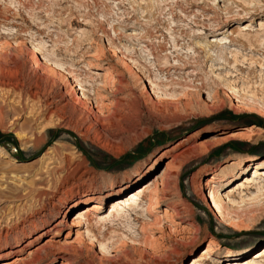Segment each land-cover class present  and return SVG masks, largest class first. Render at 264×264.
Instances as JSON below:
<instances>
[{
  "label": "rangeland",
  "instance_id": "obj_1",
  "mask_svg": "<svg viewBox=\"0 0 264 264\" xmlns=\"http://www.w3.org/2000/svg\"><path fill=\"white\" fill-rule=\"evenodd\" d=\"M263 23L264 0H0L2 51L24 64L41 42L55 50L54 59L83 81L103 118L91 126L70 108L53 116L25 92L7 94L11 105L0 120V234L9 230L14 244L20 222L28 229L31 222L42 228V221L49 226L61 220L58 231L21 245L19 264H188L209 240L220 249L207 264L254 260L264 246V195L237 198L238 207L219 214L201 190L232 162L246 163L245 173L227 170L225 176L235 177L218 186L227 192L251 173L253 161L264 158V104L249 97L264 98ZM217 24L224 34L217 35ZM223 37L228 44L236 41L228 49L213 46L209 54L201 47ZM107 39L134 48L130 70L120 56L98 57L96 48ZM93 40L99 44L91 47ZM230 52L242 60L243 70L232 72ZM113 66L111 82L104 69ZM192 69L197 75H188ZM62 70L49 91L55 105L71 100V82L62 80ZM233 84L243 85L247 97ZM94 88L100 89L99 100ZM144 184L133 204L132 195ZM83 186L96 192H89L88 203H82L87 196L76 195ZM95 203L98 211L91 208ZM164 209L178 223L163 216L154 223ZM76 213L80 217L73 218ZM162 231L167 237L159 239ZM67 234L71 245L32 252L46 240L62 243ZM226 248L242 254L224 257Z\"/></svg>",
  "mask_w": 264,
  "mask_h": 264
},
{
  "label": "bare ground",
  "instance_id": "obj_2",
  "mask_svg": "<svg viewBox=\"0 0 264 264\" xmlns=\"http://www.w3.org/2000/svg\"><path fill=\"white\" fill-rule=\"evenodd\" d=\"M247 14H248V11H247ZM238 15H241V13H239ZM242 16H243V14H242ZM249 17H251V16H249ZM263 25H264V23H263ZM248 26H249V24L245 22V27H248ZM245 27L243 28L244 30H245ZM113 30L116 33V35L119 34L117 31L118 29L115 30V28H113ZM220 30H222V28H221V26H218V24H217L216 30H215L217 32V35L224 34V32H221ZM226 31L232 33L228 29ZM241 36H243V35L241 34ZM225 38L226 37H223L220 40L216 39V40L209 41L205 46H203V44H202L201 47L203 48V50H206L207 53L209 54L210 50L213 48V46L221 47L223 49L224 48L228 49V47H226V46H231L232 42L236 41V39L233 38L230 40V42L228 44V41H224ZM97 43L98 42L93 40L90 42V45L92 47ZM213 43H215V44H213ZM2 46H0V120L1 121H3L4 116L7 113L6 106L11 105L8 101V95L7 94H9L10 92L13 93L14 91H17V90L22 91L23 93L25 92V94L29 98H31L32 100L41 101L42 104H44V107L46 108L45 111L49 115L61 116V112L70 108L71 111L73 112V114H75L78 118L82 119L85 124L87 123L89 125H91V124L94 125L93 123H99V122H101V120H103V118L101 116L102 115L101 110L99 108L93 109V105L90 102L91 100L89 98V94L85 93V91H84L85 88L83 87L84 85L82 84L83 81H80L77 77H75L69 71L65 70L63 68V65H62L61 61L59 60L58 56L56 57V59H54L55 58L54 56L57 55L55 50H50L49 47H47L44 43L41 42L38 46L32 47L28 60L23 64L21 62L14 61V58H13L14 55H12V53L3 52L2 48H1ZM6 47L14 48V46H11L10 44H7ZM18 47H20V46H18ZM97 47H100V45ZM175 47H177V46L175 45ZM133 50H134V48H131L130 46H128L126 44H121L120 42H117L114 39H109V40L107 39V41L105 42V45L102 48H96V51L98 52V57H99V54L105 53V52L109 53L111 58H115V57L120 56L119 57V63L121 62L128 70H130L129 63L132 62V60H133V55H131ZM229 54H232L233 63L235 66L234 70L232 68V70H233L232 72L235 71L237 73L239 70H243V69H241V67H238L241 65V64H238L239 61H242V60H239L237 58V54H233V52H230ZM105 60L107 61L108 59H105ZM81 61L84 62L85 59H81ZM174 61L176 62V59H174ZM11 62L12 63L14 62L15 65H13V66L10 65ZM85 64H84V68L90 69V66L85 65ZM230 64H231V62H230ZM115 67L114 66L113 67H107L104 69V71L106 73V75H104L105 79L110 78L111 82H112L113 75L116 72V68H117V67L116 68ZM259 67H260V69H264V63H261V66H259ZM60 68L63 69L62 71L66 75V76L62 75V78H63L62 80L65 83H68L69 81L71 82V84L69 86L71 100H70V103L67 102V103H64L63 105H55L54 99L52 97H50L49 91L51 90V92H52L53 89L55 88L57 82H58L57 81L58 78L56 76H57V74H59ZM61 73H60V75H61ZM197 73L198 72H196L194 69H192L188 72V75L193 76V75H197ZM94 74L98 75V72H95ZM238 75H240V74H238ZM232 77H236V75H233ZM216 79H219V78H217V76H216ZM91 80H89V82ZM241 80H243V79H241ZM246 82L248 84V81H246ZM114 83L116 84V82H114ZM152 83L155 84L154 82H152ZM164 85H167V84H164ZM250 85H251V81H250ZM231 88H232V86H231ZM247 88H248V86H247ZM233 89L236 93L241 94V96L244 94L246 95L248 93V91H246V88L243 87V85L241 87V86H238L236 84L235 85L233 84ZM79 90H82L84 92L79 94L80 93ZM89 90H91V89H89ZM93 90H94L93 93H95L94 95L96 96L94 99L99 100L100 99L99 97L100 96L102 97V95L99 94L100 89L94 88ZM120 90H123V89L114 90V92L119 93ZM250 91H251V89H250ZM86 92H88V91H86ZM94 95H93V97H94ZM90 96H92V95H90ZM246 97H247V95H246ZM249 97H251V99H253L255 102L258 101L259 103L264 104L262 101L264 98L261 100V98H256V96L254 94L249 95ZM242 98H244V97H242ZM101 102H102V100H101ZM101 102H100V104H101ZM95 103H96V101H95ZM104 105L102 104L101 108L105 107ZM119 106H121L120 100H116L115 107L118 108ZM42 107H43V105H42ZM14 111H15V109H14ZM233 135H236V133L230 134V136H232V137H233ZM34 142L36 144H38L39 142H41V139L38 137H35ZM173 160H174V158H173ZM235 167H238V169H241L242 173H245V171L249 168L246 165V163L243 164L241 162V163L237 164V162H232L231 164L228 165L227 169H222L220 172H217L215 174L216 176H213L212 178H208L207 181L204 182V184H203L204 186H206L208 188V189H206L208 191H206V190L204 191V189L201 190L202 197H203L205 203L208 205V207H210V209L211 208L214 209V211L218 212L219 214L223 213V211H225V210H230V209H233L235 207H238L239 202L237 201V198L241 199V202H246V201H250V200H254V199L255 200H257L259 198L261 199L262 195H264V170H263L264 169V158L253 161L252 166L250 167L251 173L250 174H243L242 177L240 178V180H236L233 183L231 182L232 185L229 186V190L227 192L226 191L223 192V190L218 189L219 188L218 186L221 185V181H224L226 183H229V181H231V179L234 175L233 174L232 175L229 174L228 176H225V175H227V172H228L227 170L233 171V169ZM216 179H219V180H216ZM259 179H262V180L259 181ZM165 185H166V183H165ZM147 187L148 186L144 184L142 186V188L137 190V194L135 192V194L132 195L133 204H136V201H137L136 197L138 196V193L140 195V193L143 191V188L146 189ZM253 189L256 190L255 193L251 192V190H253ZM161 191H162V193H164V188ZM89 192L92 194L96 193L94 190L90 191L87 187L83 186V188L77 189L76 195L82 196V197L87 196V199L84 200L82 203H88ZM115 193H118V191ZM158 193H159V190H158ZM109 195H111V194H107L106 196H109ZM156 196H157V194H156ZM90 199H91V197H90ZM92 199H93V197H92ZM116 203H118V201L115 202V204ZM149 204L153 205L150 202H149ZM75 205H77V203L70 205L69 208L74 207ZM138 206H140V205H138ZM91 208L98 211V209L101 208V206L99 204L95 203V204H93V207H91ZM54 209H55L56 213L62 212L64 215V211H63L62 207L55 206ZM173 209L176 211V215H180L178 212V209H175V207ZM148 210H149V208H148ZM167 212L164 209V214H162L160 216H156L154 218V221H155L154 223L157 224V223L161 222L160 221L162 219L161 216H163L164 218L166 217L173 224L178 223V222L174 223V219H172ZM78 217H80V214L76 213V215L73 218H78ZM60 221L61 220H58L55 224H52L49 226L46 223L47 222L46 220L42 221V223H43L42 228L40 227V225L37 224V222H31L29 224L28 229L24 226L25 222L22 221V222H20V225H16V227H15L16 231L14 234V244H11L9 242V239H8V234L10 233V231L9 230L3 231L0 234V237H2V236L5 237V239L7 240L6 245H8V246L0 243V264H19V263H21L23 261V258L16 254L20 251L21 245H23V246L29 245L36 238H40L45 234L47 235L51 231H58ZM165 232L162 231L160 236H158V238L164 239L165 237H167ZM74 233L76 234V236H79L81 231H79V229H76ZM68 235L69 234H67L65 236V240L62 243H60L59 240H56V239H51L49 241L46 240L40 246L35 248L32 252L37 253L39 250L45 249L48 246L49 247L50 246L56 247L58 245L61 246L63 244L71 245L72 244L71 242H73L74 240H69L67 238V237H69ZM219 249H220L219 246L214 245L212 243V241L209 240V242L202 249H200L199 254L194 256L193 258H191L187 263L188 264H207V261H209L211 259V257H213L214 255H216L218 253ZM225 253L226 254L224 255V257H228L231 259L233 257H237V256L242 254V253H238L235 249H232V248H226ZM13 254L16 256L14 259L13 258L11 259L10 257ZM252 259H254V260H250V261L245 260L241 264H264V246L260 252H258L255 256H253ZM222 264H235V263L232 262L231 260L226 259V261Z\"/></svg>",
  "mask_w": 264,
  "mask_h": 264
}]
</instances>
